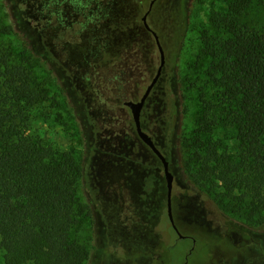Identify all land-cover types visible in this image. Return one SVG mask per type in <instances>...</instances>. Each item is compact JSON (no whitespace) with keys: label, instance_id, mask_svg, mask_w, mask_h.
Returning a JSON list of instances; mask_svg holds the SVG:
<instances>
[{"label":"rangeland","instance_id":"1","mask_svg":"<svg viewBox=\"0 0 264 264\" xmlns=\"http://www.w3.org/2000/svg\"><path fill=\"white\" fill-rule=\"evenodd\" d=\"M230 1L158 0V19L149 20L164 39L175 31L183 39L168 53L144 124L162 147L171 150L176 195L183 203L176 209V217L185 237L180 238L176 230L159 227L152 236L141 230L140 240L126 242L124 236L136 229L130 201L122 197L127 194L134 161L144 160L148 148L134 132L127 131L129 110L123 102L140 98L154 74H149L148 56L137 44L123 45L120 53H124L123 59H129L128 66L135 73L128 77L129 88L116 91L113 79L121 81L117 76L120 53L103 54L96 48L102 41L97 24L83 28L81 35L79 31L86 20L99 23L113 8L109 14L122 21L132 1L0 0V14L16 32L7 43L21 59L26 45L38 61L36 75L49 80L48 109H41L34 117L33 132L74 150L86 163V175L79 181L78 190L92 213L82 218L79 232L91 252L90 264H264V229L259 213H253L238 192L230 193L219 182H209L202 190L183 180L182 174V157H195L196 147L214 143L220 152L235 151L231 131L218 126L204 132L199 125L200 96L210 91L206 75L209 57L201 37L205 30L218 33L210 16L225 12ZM133 2L142 16L148 1ZM247 19L264 27V12L258 5L251 8ZM171 22L175 26H170ZM85 59L91 63L86 64ZM159 63L160 58L155 69ZM193 167L198 165L194 163ZM107 186H113L110 192ZM114 193L116 198L109 207L104 198H112ZM109 209L113 213L107 212ZM161 223L165 227L164 219ZM122 248L130 256H123Z\"/></svg>","mask_w":264,"mask_h":264},{"label":"trees","instance_id":"2","mask_svg":"<svg viewBox=\"0 0 264 264\" xmlns=\"http://www.w3.org/2000/svg\"><path fill=\"white\" fill-rule=\"evenodd\" d=\"M129 1L132 5L124 16L126 20L119 21L110 15L113 8L99 23L86 20L79 35L83 28L97 24L102 41L96 48L103 54H119L121 46L137 44L148 56L149 74L155 75L160 53L143 16L149 11L148 22L158 19V0L151 9L152 0H146L148 7L142 16L133 0H115V3ZM255 5L264 12V0H231L225 12L210 16V23L218 33L209 30L202 33L201 41L209 57L206 75L210 91L200 96V130L209 132L223 126L232 132L236 145L232 147L235 151L225 152H220L214 143L196 147L195 157H182V179L202 190L209 182H219L230 193L238 192L241 201L251 206L253 213H259L264 229V27H257L247 19ZM14 33V26L0 14V264H90L91 252L79 232L82 218L92 213L78 190L79 181L86 175V163L74 150L33 132L34 117L41 109L43 112L48 109L45 104L50 100L49 80L36 75L34 66L38 61L26 45L22 59L17 58L7 43ZM158 35L165 50L164 69L168 53L177 49L183 39L179 31L172 32L168 39ZM115 80V90L120 91ZM126 128L133 132L130 116ZM156 142L174 174L171 150L162 147L159 140ZM147 148L146 158L134 161L128 175V191L122 197L130 201L133 229H136L124 236L126 242L131 238L140 240L141 230L150 236L159 227L175 231L168 215L163 164ZM194 163L198 167H193ZM111 188L107 186V191ZM113 198L115 193L112 198L105 197L104 202L111 207ZM181 205L174 184L172 210L180 232L176 209ZM107 212L113 213L112 209ZM112 239L111 234V242ZM122 250L123 256H130L126 248Z\"/></svg>","mask_w":264,"mask_h":264},{"label":"water","instance_id":"3","mask_svg":"<svg viewBox=\"0 0 264 264\" xmlns=\"http://www.w3.org/2000/svg\"><path fill=\"white\" fill-rule=\"evenodd\" d=\"M154 1L155 0H153L151 2V6L153 5ZM148 13H149V11H147L145 13V15L143 16V22H144L145 27L148 30H150L151 33L155 37L157 47H158L159 53H160V64L157 68V72H156L155 76L153 77L151 82L146 87L145 92L143 93L140 100H138V101L126 100L125 105H127L131 109L133 120H134L136 130H137L139 137L159 157V159L161 160V162L163 164L164 174H165V177L167 180V188H168V191H167L168 215H169L170 221H171L174 229L176 230L178 236L180 238H184L185 236L180 232L179 228L177 227V225L175 223L173 210H172V191H173V185H174V174L170 169V164H169V161H168L166 155L157 147L152 136L147 131L143 130L142 125H141L142 108H143L148 96L150 95L151 91L153 90L154 86L158 82V80L162 74V70H163V67L165 65V62H166L164 47L160 41L159 35L151 27V25L148 22Z\"/></svg>","mask_w":264,"mask_h":264},{"label":"flooded vegetation","instance_id":"4","mask_svg":"<svg viewBox=\"0 0 264 264\" xmlns=\"http://www.w3.org/2000/svg\"><path fill=\"white\" fill-rule=\"evenodd\" d=\"M153 1V0H152ZM151 1V2H152ZM155 2V1H154ZM154 4V3H153ZM153 6V5H152ZM152 6H151V3H150V9L152 8ZM149 9V10H150ZM150 31V30H149ZM138 53V52H137ZM124 53H120V55H121V63H120V67H119V69H118V77H121V81H119V78L117 79V77H116V80H115V83L117 84V86H118V90H120V91H122V90H124V88L125 87H128L129 88V81H128V77L129 76H131L132 74H134L135 72H134V69H131L129 66H128V62H129V59H123V55ZM126 67H128L129 68V70H128V68H126ZM127 69V70H126ZM163 72H164V69L162 70V74H161V76H160V78H159V80H158V82L160 81V79H161V77H162V75H163ZM155 76V75H154ZM127 77V78H126ZM151 82V81H150ZM149 82V83H150ZM158 82H157V84H158ZM157 84H156V86H157ZM132 86V85H131ZM135 86V84H133V87ZM148 86V85H147ZM156 86H154V88H153V90L151 91V93H150V95L148 96V98H147V100H146V102H145V104H144V106H143V108H142V111H141V125H142V128H143V130H145V131H147L146 130V128H145V124H144V117H145V114L146 115H148L147 113H146V111L148 110V108H149V106H150V102H152L153 101V99H152V97H153V92H154V89H155V87ZM132 88V87H131ZM145 92V91H144ZM143 92V93H144ZM126 94V91H124V96H126L125 95ZM143 95V94H142ZM142 95L140 96V98L142 97ZM123 96V97H124ZM140 98H132L134 101H138V100H140ZM132 99H129V100H132ZM126 101V100H125ZM125 101L123 102V104H124V106H127V105H125ZM128 107V106H127ZM128 110H129V116L131 117V119H132V123H133V132L139 137V135H138V133H137V130H136V126H135V123H134V120H133V116H132V112H131V109L128 107ZM148 132V131H147ZM149 133V132H148ZM150 134V133H149ZM152 136V138H153V140H154V142H155V144L157 145V142H156V139L157 138H155L153 135H151ZM139 139L141 140V138L139 137ZM158 140V139H157ZM142 141V140H141ZM158 147V146H157ZM194 240V239H193ZM195 241V240H194Z\"/></svg>","mask_w":264,"mask_h":264}]
</instances>
